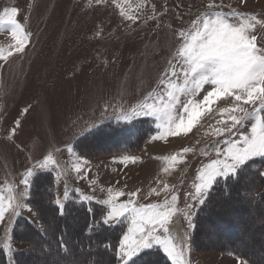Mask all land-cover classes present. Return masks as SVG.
<instances>
[{
  "label": "rangeland",
  "instance_id": "rangeland-1",
  "mask_svg": "<svg viewBox=\"0 0 264 264\" xmlns=\"http://www.w3.org/2000/svg\"><path fill=\"white\" fill-rule=\"evenodd\" d=\"M211 4L218 7L209 8ZM13 7L27 37L24 50L15 52L12 26L0 24V199L6 206H15L18 201L23 206L16 213L9 209L0 221V249L24 248L15 242L13 230L23 218L37 223L27 205L30 183L36 174L50 172L55 177L57 200L63 206L74 194L106 208L103 202L110 195L116 203L132 200L137 206L171 203L175 195L179 212L170 234L177 244L187 235L183 264H247L234 256L197 252L192 244L194 228H188L184 213L190 214L194 224L202 205L189 193L195 194L199 174L217 159L216 149L223 151L228 142L250 134L254 119L244 120L229 132L230 116L244 114L224 110L239 103L252 112L259 101L244 104L233 97L213 98L207 106L202 105L191 131L180 135L168 132L167 125L156 116L135 115L134 110L145 104L163 108L169 100L170 85L183 84V58L178 51L184 39L179 32L191 31L200 17L222 13L231 22L246 20L255 25L250 35H255L258 47L264 48V0H0V16ZM210 90L211 86L205 85L195 96L179 93L180 102L170 109L176 122L180 116L187 119L180 111L184 104L190 99L202 101ZM141 118L155 120L158 132L138 155L88 159L75 153V142L97 128ZM111 146L101 143L95 150ZM48 157L47 166L41 167ZM25 179L29 187L24 185ZM42 200L48 203L46 195ZM187 204L193 207L188 209ZM237 204L230 201L221 207L222 216L206 223L202 240L215 245L232 243L244 250L253 246L258 252L262 243L264 246L260 241L264 239V214L254 220L258 212L237 210ZM130 219L126 215L115 224L124 227L123 235ZM242 220L252 239L245 246L235 241L242 233ZM30 252L39 256L31 264H64L44 257L42 243ZM260 260L263 264L264 257Z\"/></svg>",
  "mask_w": 264,
  "mask_h": 264
},
{
  "label": "snow or ice",
  "instance_id": "snow-or-ice-1",
  "mask_svg": "<svg viewBox=\"0 0 264 264\" xmlns=\"http://www.w3.org/2000/svg\"><path fill=\"white\" fill-rule=\"evenodd\" d=\"M97 2L99 3L100 0ZM208 7L218 6L211 4ZM17 12L15 7L10 10L5 9L3 16H0V24L12 26L11 35L16 38L14 51L22 52L27 34L15 18ZM128 18L132 19V17ZM254 29V24L243 19L231 22L222 13H211L198 18L193 22L191 31L179 32V36L184 39V44L178 51V55L183 58L181 68L183 84L170 85L171 90L167 93L169 100L163 108L145 104L140 109L134 110L135 115L156 116L157 120H163L167 125L168 132L180 135L182 131L184 133L191 131L194 121L201 115L202 105L207 106L213 102V98L233 97L236 102L242 101L244 104H256L259 101V106L252 112H248L239 103L231 109L224 110L225 112L240 111L244 114L242 117L230 116L232 125L227 129L229 132L244 120L254 119V123L251 125L250 134L228 142V147L223 151L217 148V159L199 174V182L195 184V194L189 193V196L200 205L205 203L207 193L217 182L218 177L227 179L236 176L248 161L255 157L264 158V116L261 115V112H264V48L258 47L255 35H250V30ZM172 74L176 75L174 69ZM205 85H210L211 90L207 91L202 101L193 102L190 99L184 104L180 111L187 114V119L180 116L177 123L170 109L180 102L178 94L195 96ZM48 160H51V157H48L41 167H46ZM77 171L79 172L80 169ZM260 174L264 175V173ZM28 175L32 176L33 172L29 170ZM23 183L29 187L27 179ZM122 195L124 194L117 193V196ZM131 195L134 196L135 193ZM64 196L67 199V191ZM12 199L13 197H9V200ZM84 199L90 201L91 197ZM177 199L178 197L173 195L171 203L165 201L162 205L137 206L132 200L127 203H116V198L110 195L103 202L108 207L102 225L111 227L120 223L121 218L126 215L131 217L130 226L119 241L118 248L109 245L121 264H130V262L135 264L134 257L154 246L161 248L172 264H183V249L187 243V235L181 236L180 243L177 244L174 242L176 238L170 234L174 225L173 218H178ZM56 203L63 214V204L59 200ZM22 206L19 201L15 206L12 204L6 206L0 199V221L9 209L12 213H16V209ZM186 207L191 209L193 205L187 204ZM184 217L188 221V228H194L190 214L184 213Z\"/></svg>",
  "mask_w": 264,
  "mask_h": 264
},
{
  "label": "trees",
  "instance_id": "trees-1",
  "mask_svg": "<svg viewBox=\"0 0 264 264\" xmlns=\"http://www.w3.org/2000/svg\"><path fill=\"white\" fill-rule=\"evenodd\" d=\"M157 132L152 118H141L130 123L111 122L78 139L74 144V151L78 156L88 159L138 155ZM101 143L112 146L95 150V145ZM260 173H264V158L248 161L236 176L217 180L194 218L192 244L197 252L231 255L243 263L262 264L260 258L264 257L263 243L259 246L258 253L253 246L244 250L232 243L222 242L223 244L215 245L202 240L206 234V223L212 217L219 219L222 216L221 207L230 201L238 202L236 206L240 207L237 210L253 209L255 213L258 212L252 219L259 220L264 214V175ZM43 194L48 198L47 204L42 200ZM56 200L54 175L50 172L36 174L30 183L27 205L34 211L38 223L23 218L15 225L14 240L24 248L0 249V264H31L32 260L39 256L31 253L30 249L40 243L44 246L46 253L44 257H54L59 262L64 261V264H118L120 260L109 245L118 248L124 227L102 225L107 208L98 203L81 201L78 196H73L65 204L61 214ZM244 221L242 220V233L234 239L245 246L247 241L252 239L248 237V227L244 225ZM71 222L74 223L73 226H69ZM49 229L53 230V233ZM251 237L254 238L253 234ZM263 240L260 239L261 242H264ZM251 245H254L253 242ZM53 246L55 248H52ZM56 253L62 259H59ZM133 260L135 264H171L158 248L145 250Z\"/></svg>",
  "mask_w": 264,
  "mask_h": 264
},
{
  "label": "bare ground",
  "instance_id": "bare-ground-1",
  "mask_svg": "<svg viewBox=\"0 0 264 264\" xmlns=\"http://www.w3.org/2000/svg\"><path fill=\"white\" fill-rule=\"evenodd\" d=\"M45 209V208H44ZM73 230V229H72Z\"/></svg>",
  "mask_w": 264,
  "mask_h": 264
}]
</instances>
